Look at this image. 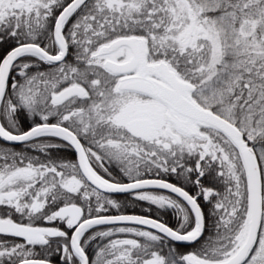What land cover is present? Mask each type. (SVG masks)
Wrapping results in <instances>:
<instances>
[{"label": "snow or ice", "instance_id": "obj_1", "mask_svg": "<svg viewBox=\"0 0 264 264\" xmlns=\"http://www.w3.org/2000/svg\"><path fill=\"white\" fill-rule=\"evenodd\" d=\"M0 264H264V0H0Z\"/></svg>", "mask_w": 264, "mask_h": 264}]
</instances>
